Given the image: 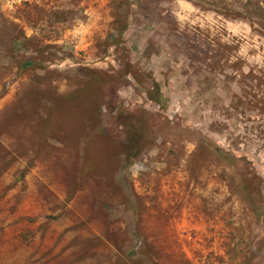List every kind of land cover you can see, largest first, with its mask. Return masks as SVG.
Wrapping results in <instances>:
<instances>
[{"label":"rangeland","instance_id":"rangeland-1","mask_svg":"<svg viewBox=\"0 0 264 264\" xmlns=\"http://www.w3.org/2000/svg\"><path fill=\"white\" fill-rule=\"evenodd\" d=\"M0 264H264V0H0Z\"/></svg>","mask_w":264,"mask_h":264},{"label":"bare ground","instance_id":"bare-ground-1","mask_svg":"<svg viewBox=\"0 0 264 264\" xmlns=\"http://www.w3.org/2000/svg\"><path fill=\"white\" fill-rule=\"evenodd\" d=\"M50 173V172H49Z\"/></svg>","mask_w":264,"mask_h":264}]
</instances>
